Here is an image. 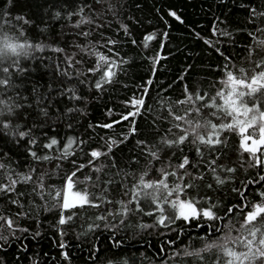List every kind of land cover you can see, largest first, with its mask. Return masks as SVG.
Wrapping results in <instances>:
<instances>
[{
    "label": "snow or ice",
    "instance_id": "obj_1",
    "mask_svg": "<svg viewBox=\"0 0 264 264\" xmlns=\"http://www.w3.org/2000/svg\"><path fill=\"white\" fill-rule=\"evenodd\" d=\"M126 5L44 0L37 16L23 11L28 0H0V161L16 165L0 162V201L9 208L0 213V264H9L10 244L17 246L12 264H40L26 241L38 243L45 214L54 216L62 264H71L69 234L88 248L86 264H264V0H231L243 16L213 14L209 37L190 30L218 57L209 72L220 79L207 89L193 75L191 53L174 80H157L171 55L164 54L167 20L136 37L144 22ZM165 15L184 23L171 7ZM124 46L141 49L146 78L81 132L88 107L131 67ZM229 48L244 54L243 66ZM230 134L238 136L235 149ZM222 193L236 202L225 203ZM195 229L204 235L193 236ZM133 238L144 249L139 260L135 252L109 255L131 248Z\"/></svg>",
    "mask_w": 264,
    "mask_h": 264
},
{
    "label": "trees",
    "instance_id": "obj_2",
    "mask_svg": "<svg viewBox=\"0 0 264 264\" xmlns=\"http://www.w3.org/2000/svg\"><path fill=\"white\" fill-rule=\"evenodd\" d=\"M134 2L140 3L141 8L140 10H136L134 6L128 7V5L133 3V0H128V5H126L128 14L138 17L144 22V27L138 28L136 30V37H139L144 31H151L153 28L160 30L166 27L159 19L161 16H164V19L167 20V27L170 31V36L166 43L164 54L168 55L170 52L171 55L168 60L162 63L160 71L157 74V80H164L166 82H171L174 80L181 67L185 65L188 53L192 54V59L188 60V62L192 63L194 61L196 66V71L193 75L196 79L204 81L203 87L207 89L208 80L215 79L218 81L220 79L219 76L213 77V75L209 72V65L215 67L218 57L214 52H211L203 45L202 40L198 41L194 39L190 35V30L196 29L201 33V37H209V29L213 14L228 15L231 13V18L233 19L243 16V13L239 11L238 8L231 6V0H226L224 7H217V5L220 4V0H134ZM28 4L29 7L23 9V11H30L31 13H35L37 16L42 14V8L40 6L44 5V0H28ZM209 6H211V10L209 9ZM169 7L177 11L178 15L182 16V19L184 20L183 24L176 21L174 18L165 15V12ZM158 8L162 9V11L158 12ZM149 21H151V26H149ZM59 27L60 25L57 24L56 28L59 29ZM29 35L30 37H33L37 40L40 39L35 32H30ZM149 43L151 49L158 47V45L154 42ZM140 51L141 49L130 46H124L121 49L122 55H125L126 59L129 60L131 67L126 68V74L122 73L118 82L114 86L109 87L106 94L101 95L98 100L88 107L87 116L82 120L81 123V132L89 122H102L104 120L103 113L105 111V105H108L109 107L118 105L120 101H122L126 96L131 95L132 91L139 86L141 78H146L145 74L147 72L148 66L147 64L142 63V57L139 55ZM229 51H231L233 55L238 58L237 66H243L239 63V58H241L244 54L231 48H229ZM48 54L50 53L47 49L45 50V53H41V55ZM148 54L151 55L152 53L149 52ZM51 55L53 56V60H55L56 54L52 53ZM31 63L36 62L31 61ZM41 72H43V68H41ZM35 79H37L41 84H46L48 81L47 76H45L44 79H41L39 72L35 74ZM123 83L130 85L128 90H125L121 87ZM179 93L180 85L176 84L171 92L168 93V95L175 99L179 97ZM93 94L95 95V93ZM155 95V89H153V96ZM149 103H152V101H149ZM106 132H108V130H102L101 135L105 134ZM229 140L233 146V149H235L238 146V136L236 134H230ZM117 155H119V153ZM0 162H3L6 167L16 168V165L9 160H2ZM4 174V170L0 169V181L3 180ZM54 180L56 183H59L57 178H54ZM253 191L254 188L249 189V199H251V193ZM219 199H222L225 203L236 202L232 196L228 195L227 193H222ZM12 211H15L14 207L12 208ZM92 211V209H88L89 213ZM8 212V205L5 202L0 201V213L7 214ZM45 216L46 218L44 219L43 225L41 227L42 237L38 238V243L31 240L26 241L30 249L28 255L32 256L33 253H37L39 255L40 264H62V258L59 256V250L57 249L55 243L59 240V237L50 227L54 220V216L47 214H45ZM232 220L233 223L236 224L239 222V217L234 215ZM146 222L150 223L151 221ZM77 223L79 224V221H77ZM21 225L28 227L30 231L35 229V225L30 222L21 221ZM190 231H192L193 236H196L197 233L199 235H204L200 229ZM104 235L106 236L107 233H104ZM125 235L127 238L128 236H131V233ZM135 239L136 238H133L131 248L125 246L119 251L113 250L111 253H109V255H111L113 258H120L125 253L131 255L133 252H135L139 260V253L144 251V249L141 247V245L135 243ZM66 240L69 243L68 251L70 252L71 256V264H86L88 261V248L86 247L85 243L82 241L80 242V246L77 247V241L72 234L67 235ZM186 242L192 243L194 247H200L199 241L186 239ZM101 247H106V244L103 242V240ZM8 248L10 249V251L7 252L9 264H12L11 258L16 255L17 246L10 244ZM152 251H154V249ZM45 253H47V256L44 255ZM150 259L151 257H149V260ZM21 264H27V261H22ZM144 264H148V262L145 261Z\"/></svg>",
    "mask_w": 264,
    "mask_h": 264
}]
</instances>
